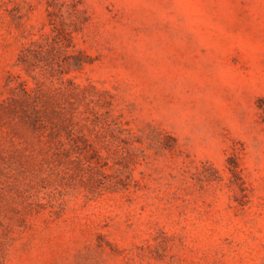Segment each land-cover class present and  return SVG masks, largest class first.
Instances as JSON below:
<instances>
[{
  "label": "rangeland",
  "instance_id": "1",
  "mask_svg": "<svg viewBox=\"0 0 264 264\" xmlns=\"http://www.w3.org/2000/svg\"><path fill=\"white\" fill-rule=\"evenodd\" d=\"M60 21L67 127L0 120V264H264V0H0V99Z\"/></svg>",
  "mask_w": 264,
  "mask_h": 264
},
{
  "label": "trees",
  "instance_id": "2",
  "mask_svg": "<svg viewBox=\"0 0 264 264\" xmlns=\"http://www.w3.org/2000/svg\"><path fill=\"white\" fill-rule=\"evenodd\" d=\"M72 25L60 21L53 24L49 32L40 33L22 46L15 64L25 71L33 85L20 75L8 77L6 93L0 99V120L38 132L67 127L69 120L65 110L56 107L58 91L52 88L56 74L62 73L59 67L71 45Z\"/></svg>",
  "mask_w": 264,
  "mask_h": 264
}]
</instances>
